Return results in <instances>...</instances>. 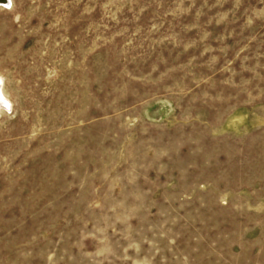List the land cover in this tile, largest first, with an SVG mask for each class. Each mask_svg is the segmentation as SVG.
Segmentation results:
<instances>
[{
	"label": "rangeland",
	"instance_id": "rangeland-1",
	"mask_svg": "<svg viewBox=\"0 0 264 264\" xmlns=\"http://www.w3.org/2000/svg\"><path fill=\"white\" fill-rule=\"evenodd\" d=\"M0 264H264V0H0Z\"/></svg>",
	"mask_w": 264,
	"mask_h": 264
},
{
	"label": "bare ground",
	"instance_id": "bare-ground-1",
	"mask_svg": "<svg viewBox=\"0 0 264 264\" xmlns=\"http://www.w3.org/2000/svg\"><path fill=\"white\" fill-rule=\"evenodd\" d=\"M1 1L6 2L7 0H1ZM11 106H12L11 102L9 101V99L7 97H5L4 92L0 88V109L1 108H7V109L11 110Z\"/></svg>",
	"mask_w": 264,
	"mask_h": 264
},
{
	"label": "crops",
	"instance_id": "crops-1",
	"mask_svg": "<svg viewBox=\"0 0 264 264\" xmlns=\"http://www.w3.org/2000/svg\"><path fill=\"white\" fill-rule=\"evenodd\" d=\"M0 88L1 90L4 92L5 97H7L9 99V101L11 102L12 106H11V110L7 109V108H1L0 110V120L3 117L4 114H7L8 112H12L13 110V103L12 100L10 99V97L8 96V94L5 92L4 87H3V82L0 81Z\"/></svg>",
	"mask_w": 264,
	"mask_h": 264
}]
</instances>
